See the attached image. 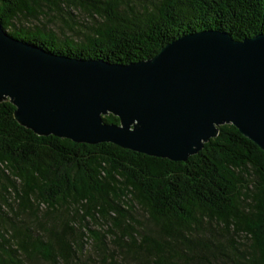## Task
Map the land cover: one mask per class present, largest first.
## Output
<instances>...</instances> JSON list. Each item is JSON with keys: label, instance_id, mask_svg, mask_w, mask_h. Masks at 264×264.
<instances>
[{"label": "trees", "instance_id": "16d2710c", "mask_svg": "<svg viewBox=\"0 0 264 264\" xmlns=\"http://www.w3.org/2000/svg\"><path fill=\"white\" fill-rule=\"evenodd\" d=\"M0 24L126 65L187 34H264V0H0ZM13 111L0 102V264H264V153L231 125L180 163L36 136Z\"/></svg>", "mask_w": 264, "mask_h": 264}, {"label": "water", "instance_id": "95a60500", "mask_svg": "<svg viewBox=\"0 0 264 264\" xmlns=\"http://www.w3.org/2000/svg\"><path fill=\"white\" fill-rule=\"evenodd\" d=\"M36 136L184 163L231 125L264 153V34L183 35L126 65L48 53L0 24V102ZM112 115L118 125L102 123Z\"/></svg>", "mask_w": 264, "mask_h": 264}, {"label": "rangeland", "instance_id": "374dc122", "mask_svg": "<svg viewBox=\"0 0 264 264\" xmlns=\"http://www.w3.org/2000/svg\"><path fill=\"white\" fill-rule=\"evenodd\" d=\"M72 12H74V11H72ZM75 13V12H74ZM47 27H50L51 26V24H45ZM55 31H57V33H58V30H57V28H56V26H51ZM239 250H244V248H242V247H240V248H238Z\"/></svg>", "mask_w": 264, "mask_h": 264}]
</instances>
